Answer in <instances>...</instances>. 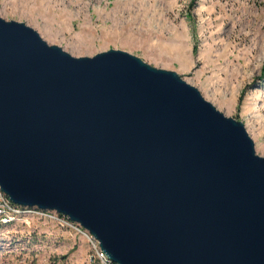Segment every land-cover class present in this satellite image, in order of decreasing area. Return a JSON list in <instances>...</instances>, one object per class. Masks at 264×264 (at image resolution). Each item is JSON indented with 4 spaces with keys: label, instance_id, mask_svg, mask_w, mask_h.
Masks as SVG:
<instances>
[{
    "label": "water",
    "instance_id": "water-1",
    "mask_svg": "<svg viewBox=\"0 0 264 264\" xmlns=\"http://www.w3.org/2000/svg\"><path fill=\"white\" fill-rule=\"evenodd\" d=\"M0 189L114 264H264V158L241 122L174 72L1 18Z\"/></svg>",
    "mask_w": 264,
    "mask_h": 264
},
{
    "label": "rangeland",
    "instance_id": "rangeland-1",
    "mask_svg": "<svg viewBox=\"0 0 264 264\" xmlns=\"http://www.w3.org/2000/svg\"><path fill=\"white\" fill-rule=\"evenodd\" d=\"M0 18L75 58L126 52L176 73L264 158V0H0ZM81 233L47 218L0 228V264H97Z\"/></svg>",
    "mask_w": 264,
    "mask_h": 264
},
{
    "label": "built area",
    "instance_id": "built-area-1",
    "mask_svg": "<svg viewBox=\"0 0 264 264\" xmlns=\"http://www.w3.org/2000/svg\"><path fill=\"white\" fill-rule=\"evenodd\" d=\"M32 215L40 219H49L56 222L59 226L66 229H72L75 232L83 234L93 245V262L97 264H114L105 253L100 250L98 242L77 223L70 221L67 217L57 214L54 211L39 210L16 205L11 202L9 197L0 189V228L13 224L20 217Z\"/></svg>",
    "mask_w": 264,
    "mask_h": 264
}]
</instances>
